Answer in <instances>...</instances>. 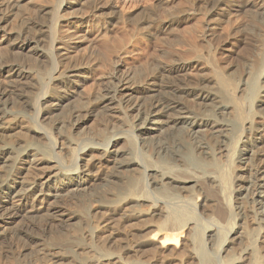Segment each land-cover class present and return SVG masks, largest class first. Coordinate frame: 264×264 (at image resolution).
<instances>
[{
	"label": "rangeland",
	"instance_id": "obj_1",
	"mask_svg": "<svg viewBox=\"0 0 264 264\" xmlns=\"http://www.w3.org/2000/svg\"><path fill=\"white\" fill-rule=\"evenodd\" d=\"M104 1L87 0L84 4L76 5L75 0H27L19 4L20 8L5 26L6 30L20 29L22 22L27 20L33 30L39 28L43 31L48 30L43 35L45 42L41 45H44L54 56L50 61L45 59L32 61L26 56L22 59L24 66L34 63L38 70L47 73L48 79L42 88L27 93L28 101L35 103L33 110H26L25 104L21 103L20 113L9 112L0 122V152H3L5 157L7 154H18L8 178L9 184L17 185L19 182L17 178L20 176H23L28 183L34 184L42 180V177L46 179L48 175H45L50 171L43 174L34 170L31 163L28 164L31 154L39 159L44 158L40 153L35 152L37 146L46 148L57 158H63V170L69 171L81 166L83 160L89 157L98 159L101 152L113 149L112 144L114 148L123 147L122 141H114L118 135L117 128L127 129L132 136L137 134L136 119L123 104L115 105L113 117L98 116L84 122L83 126L77 125L78 113L71 108L58 119V124L61 125L53 126L46 134L48 139L33 138L29 134L30 129L44 126L45 121L41 117V100L54 88L51 79L65 70V63L56 56L58 53L56 49L59 47L70 48L76 63L84 65V71L90 76L84 85L80 102L101 93L102 82L129 76L130 84L145 88V84L152 82L158 91L155 97L146 95L145 106L162 99L164 93L171 92L178 85L208 90L211 85L205 80H210L216 74L228 81L237 91L246 89V83L249 82L256 64L263 58L256 74L255 97L252 98L247 89L244 94L236 96L242 105L243 120L236 136L237 144L231 155L227 156L223 151L222 138L208 136L209 139L203 141L227 177L224 180L225 197L232 213L231 220L219 229L221 238L216 244L219 250L218 264H250V258L246 255L250 247L257 249L258 257L262 259L264 217L245 191L256 162L243 165L234 159L237 151L242 147L260 153L264 161V145H260L257 141L260 130L264 129V110H259L257 107L258 103L264 100L262 97L264 96V11L260 9L261 3L259 0H247L251 5L243 8L228 7V0H119L116 4L118 9L112 19L106 14L91 12L90 6L93 2ZM236 1L242 3L246 0ZM4 3L5 0H0V7ZM44 8H57L58 18L51 19V16L40 14L39 11ZM213 10L222 12L219 17L213 16L210 15ZM110 20H112L111 24ZM52 24L56 28L54 39L49 34ZM4 53L0 46V57ZM180 62L194 64L183 79H172L163 73V68ZM16 95L18 93L13 94L12 97L16 98ZM75 106L77 105L72 107ZM205 114L211 116L213 112ZM175 130L174 135H177L176 132L180 130ZM104 134L106 139L102 140ZM178 135L185 138V141L193 147L201 142L203 137L202 132L197 135L199 137H192L188 130L181 131ZM157 140V144L154 148L151 147L149 152L152 162L157 161V147L171 146L173 137L167 138L166 135H161ZM69 145L73 149L71 162L65 160ZM137 150L145 151L138 144ZM194 154L198 155L195 149ZM4 162L0 159V175L6 170V166L1 167ZM169 164L174 169H181V163L177 160L171 159ZM208 187L209 185L205 183L204 188L208 190L210 189ZM140 195L143 197L140 205L128 209L125 214L130 216L134 210L148 214L154 206L163 209L172 206L171 202L164 201L147 187H144ZM202 196L203 193L193 200V214L201 219L205 228L211 229L213 222L207 219L209 213L206 212V208L200 207ZM77 199L60 198L53 207L70 214ZM82 199L86 200L85 204L88 207L96 205L95 198L88 194ZM95 222V219H92L90 226L93 232L90 236H87L82 229L83 254L90 258H98L102 253H117L125 262L157 264L151 260L149 254V250L158 251L155 249L156 245L142 248L137 253L128 252L130 246H133L134 241L140 237L138 229L141 223L138 220L131 217L120 218L115 220L112 227H108L109 229L96 228ZM60 224L61 221L52 216H41L28 221L15 218L7 225L9 231L0 237V264H10L12 258H19L21 264H43L39 260L42 247L29 241L30 237H33V241L43 244L42 242L47 241L49 237L69 234V229L61 227ZM26 226L30 227L28 235L21 232ZM111 232L112 235L115 234L112 245L106 244ZM189 234V229L185 228L182 234H179L180 240H186ZM159 253L158 260L171 256L172 264H189L188 248L185 245L179 246L176 252Z\"/></svg>",
	"mask_w": 264,
	"mask_h": 264
},
{
	"label": "bare ground",
	"instance_id": "obj_2",
	"mask_svg": "<svg viewBox=\"0 0 264 264\" xmlns=\"http://www.w3.org/2000/svg\"><path fill=\"white\" fill-rule=\"evenodd\" d=\"M26 1L5 0L0 7V34L3 33L0 35V46L5 52L0 57V122L9 112L20 113L21 103L25 104L26 110H33L35 103L28 101L27 93L42 88L47 82V73L38 70L34 63L24 66L23 57L26 56L32 61L44 59L50 61L54 58L49 50L41 45L45 42L43 35L48 30L43 31L42 28L33 30L27 20L22 22L20 29H5L16 14V10L20 8L19 4ZM86 1L75 0V4L81 5ZM117 2L119 0L93 2L90 9L94 14H106L113 19V14L118 9ZM259 2L261 11H264V0ZM227 3L228 7L247 8L251 5L247 0L242 3L228 0ZM39 12L43 16H51V19L58 18L57 8H44ZM220 12L222 11L213 10L210 15L219 17ZM111 22L112 20L109 23ZM55 33L56 28L52 24L49 31L52 39ZM56 50L58 51L56 56L61 58L66 67L58 76L51 79L54 88L41 100V117L45 121L44 126L30 129L29 134L33 138L48 139L46 134L53 126L61 125L58 124V119L71 108L78 113L77 125L83 126L88 120L98 116L113 117L116 104L125 105L134 115L137 134L132 136L127 129L117 128L118 135L114 141H122L123 147L114 148L112 144L113 149L101 152L98 159L89 157L83 160L81 166L69 171L63 170V158H57L46 148L37 146L35 152L40 153L44 158L39 159L31 154L28 164L31 163L34 170L43 174L50 172L45 175H48L46 179L42 177V180L36 184L28 183L23 176L17 178L19 180L17 185L9 184L8 178L18 154H7L5 157L4 153L0 152V159L5 161L1 167L6 166V170L0 175V237L9 231L7 225L15 218L28 221L41 216H52L61 221V227L68 228L70 233L49 237L47 241L42 242L43 244L33 241V237H30L29 241L42 247L39 260L43 264L49 262V264L65 262L66 264H137L123 261L117 253H102L98 258H90L83 254L81 232L83 229L87 236L92 234L93 229L90 226L92 219L96 221V228L109 229L115 220L131 217L138 220L141 225L138 229L140 237L134 241L133 246H130L129 253H137L142 248L156 245L155 249L158 251L149 250L151 260L157 264H172L171 256L158 260V252L161 254L176 252L179 246L185 245L188 248L189 264H218L219 250L216 244L221 238L219 229L231 220L232 213L225 197L224 180L227 177L203 141L204 139L207 141L208 136L222 138L223 151L227 156L231 155L237 144L236 136L243 120L242 105L236 96L244 94L247 89L252 98L255 97L256 74L263 58L256 64L249 82L246 83V89L237 91L228 81L216 74L210 80H205L211 85L208 90L178 85L171 92L164 93L162 99L145 106L146 95L155 97L158 91L152 82L145 84V88L130 84L129 76L102 82L101 93L80 102L84 85L90 76L84 71V65L76 63L70 48L59 47ZM192 67H194L192 63L180 62L162 70L169 78L183 79ZM15 93L18 95L13 98ZM262 97L264 99V96ZM73 105L77 106L72 107ZM257 107L259 110H264V100L260 101ZM206 112L213 114L206 116ZM175 129L180 130L176 134L188 130L192 137H199L197 135L202 132V141L193 147L182 136L174 135ZM161 135H166L167 138L173 137V142L171 146H158L157 161L152 162L149 157L150 148L155 147L157 138ZM105 139L104 134L102 140ZM257 141L260 145H264V129L260 130ZM137 144L145 151L138 152ZM70 145L67 146L68 150L65 154V160L68 162L73 161V149ZM194 149L198 155L194 154ZM171 159L181 163V169H174L169 164ZM234 159L243 165L256 162L245 191L264 217L262 155L240 147ZM102 171L104 172L99 175ZM205 183L210 189L204 188ZM144 187L151 189L152 193L164 201L171 202L172 206L169 209L154 206L148 214L136 210L130 216L125 214L128 209L140 205L143 198L140 192L144 191ZM202 193L200 207L206 208V212L209 213L207 219L213 222L211 229L205 228L201 219L193 214V200ZM86 194L95 198V206L88 207L85 204L86 200L82 198ZM64 197L79 198L70 214L53 207L58 199ZM81 224L82 227L79 226ZM185 228L189 229L190 234L183 241L180 240L179 234H182ZM29 230L30 227L26 226L21 232L28 235ZM112 233H109L106 244H113L115 234ZM237 233L241 234V232ZM246 255L250 258V264H264V256L263 260L260 259L254 247H250ZM10 264H21V261L19 258H12Z\"/></svg>",
	"mask_w": 264,
	"mask_h": 264
}]
</instances>
